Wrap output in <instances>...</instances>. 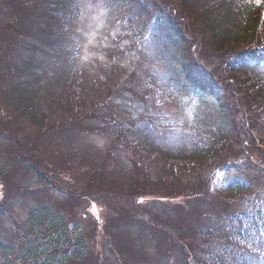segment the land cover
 I'll return each mask as SVG.
<instances>
[{
  "label": "trees",
  "instance_id": "16d2710c",
  "mask_svg": "<svg viewBox=\"0 0 264 264\" xmlns=\"http://www.w3.org/2000/svg\"><path fill=\"white\" fill-rule=\"evenodd\" d=\"M16 4L21 6L18 11ZM10 5L12 22L3 32H13V41L0 40V71L6 74L8 70V83L13 84L14 97L8 92L4 96L11 100H7V113L15 119L25 115L39 131L44 129L45 134H40L52 140L49 148L62 143L66 160L64 166L45 164V174L30 166L45 184V203L33 202L22 224L14 221L13 229L8 225V231L19 232V240L30 234L32 242H25L28 235L20 240L22 245L6 243V237L0 236V264L16 263L14 255L25 262L29 259L27 264H110L109 251L117 254L121 264H264V197L260 193L264 190V71L260 68L264 65V0H110L104 6L110 29L120 30L121 36L130 32L129 39L137 42L136 80L129 83V67L121 74L108 66V74L76 61L73 40L79 35L74 31L86 29L80 22L92 20L98 0H12ZM202 41L224 55L219 59H223L222 69L230 72L225 83L228 92L210 76L198 74L202 72L196 63ZM158 58L169 67V75L157 77L155 65L148 61L155 63ZM0 78L4 80L2 74ZM126 86L129 91L122 93ZM119 93L128 96L129 103L123 104L118 116L110 112L114 117L108 121L101 112L111 100L124 101ZM84 94L97 102L92 117L82 116ZM190 96L195 99L194 108L188 105ZM165 102L167 107L162 106ZM37 107L45 112L42 121ZM91 119H99L111 136L110 171L102 164L81 165V150L74 147L76 141H85L94 133L87 129ZM10 136L15 156L23 140L20 134ZM30 158L43 164L37 154ZM210 164L218 165L203 189H207L206 202L217 203L220 209L204 215L209 222L200 232L204 238L177 236L188 227L178 217L176 203L141 208L147 218L153 216L152 211L162 213L163 223L155 219L152 225L129 216L126 207L117 214L110 207L113 218L102 236L98 221H89L90 211L100 203H136L141 197L160 195L152 191L176 186L187 175L194 177L196 190ZM13 169L0 173L4 198L0 211L11 219L13 203L21 206L30 192L38 196L44 189H27L19 177L26 180L25 173L31 171ZM153 170L157 174L149 175ZM217 172H225L222 179ZM60 179H69L67 188ZM132 179L138 184H130ZM142 180L148 187L139 184ZM216 181L229 195L256 192V197L253 202L251 197L238 199L249 207L234 211L228 199L211 196L219 193ZM174 193L160 196L180 197ZM133 220L136 223L131 225ZM147 234L158 237L148 240ZM142 240L161 250L154 256L142 251L138 247Z\"/></svg>",
  "mask_w": 264,
  "mask_h": 264
},
{
  "label": "rangeland",
  "instance_id": "374dc122",
  "mask_svg": "<svg viewBox=\"0 0 264 264\" xmlns=\"http://www.w3.org/2000/svg\"><path fill=\"white\" fill-rule=\"evenodd\" d=\"M23 1V0H19ZM94 3L97 2V0H92ZM110 0H98V4L100 5L103 3L104 6H106V3L109 2ZM161 1V0H158ZM0 40L5 39L7 42L11 43L13 32L5 31L3 32L8 24L12 22V16L10 11L13 10L12 0H0ZM10 3V4H9ZM19 4H16L14 6V10H20ZM177 10H182L180 8H176ZM19 13V12H18ZM106 12L104 11V7L96 6L92 10V20L89 22H80V25L86 29H81V31H78L77 33L74 31V34H77L79 36H76L75 39L73 40V44H77V49H76V61L80 66H86L89 69H93L94 71L98 72L99 70L106 71L108 74H110V71L108 69V66H112L113 70L117 73H121L127 69L128 77L126 79L127 83H129L131 80H136V74L134 72L133 66H135V60H137V51L135 50L134 46L137 45V42L130 40V36L132 33L129 32L125 33L124 35H120L119 32L120 30H115V29H110V25L107 23V16L105 15ZM105 16V17H104ZM194 23V20L191 21V24ZM122 30V26L120 27ZM124 30V29H123ZM128 30V29H126ZM77 31V30H76ZM136 31V29H135ZM134 31V32H135ZM133 32V33H134ZM192 34V33H191ZM81 35V36H80ZM134 42V43H133ZM207 42L205 43L202 41V47L200 48V51L198 53V59L196 61L198 65V69L202 70V72H198L200 76L202 75H207L210 80H213L215 82V85L219 87L221 90L228 92V89L225 87V83L228 77V74L230 73L228 69L223 68L221 66L222 58L219 59L220 57H223V54H219L216 52L215 47L211 46H206ZM0 46V50H1ZM149 47V44L145 45V49ZM6 50V49H5ZM144 53V51H143ZM75 56V50L73 52ZM145 54V53H144ZM134 62V63H133ZM149 63L152 62L155 65L156 69V74L158 76H165L169 75V67L166 65L165 62H163L160 58H158L155 63L153 59H149ZM2 63V62H1ZM0 63V65H1ZM83 69V68H82ZM133 73V74H131ZM4 76V80L0 78V124L4 126V128L8 131H4V128H0V173L4 172L7 170L9 167L13 166L14 169H21L22 172H30V174L25 173V178L26 180H23V178L19 177L22 180L23 185H27V189L32 188V190H36L39 188H44L41 193H35L30 192V195L28 197V200L26 202H23L19 205H15L13 203L12 207V214H13V220L9 217H7L4 213L3 210L0 211L2 212V218L0 219V236L1 237H6L5 241L6 243L8 241L13 242H18L20 245L23 244V241H20L22 238L26 237L25 235L21 236V239L19 240V232L17 231V234H15L14 231H8V225H11L14 223V221H17L19 224H22L23 218H27L29 216L28 211L31 206H33V202H44L45 203V184H41L38 179L37 175L35 172L32 173L33 168H37V172L45 174V164H60L59 166H64V160H66L65 155L63 154V150L60 149V145L62 143H57L54 146L49 148V145L51 144L52 140H45L43 136L40 134H45V130L41 129L40 131L38 130V127L33 126V124H29L27 119H25V115L23 116H18L16 119L13 118L12 113H7L10 111L9 109H6V106H8V102L5 96V93L8 92V96L13 98V94L11 92L12 90V83H8V70L7 73L4 74V71H0V75ZM91 75L94 76L93 72H90ZM150 75H153V72H150ZM43 76V74H42ZM127 77V76H126ZM70 87L66 88L69 89ZM129 86H126V89H122L123 92L125 93L129 91ZM10 93V94H9ZM36 94L34 95V97ZM119 98H122L124 101L119 102L118 100H111L110 104L107 106V108H104L103 111L101 112V116H106L108 117V121L113 119L114 116H110V112L113 115L118 116L121 113V109L124 108L125 106L123 104L129 103L128 102V96H124L123 94L119 93ZM38 98V96H37ZM42 98V97H40ZM229 98V96H228ZM10 100V99H9ZM11 101V100H10ZM38 103V100L35 101ZM82 105L81 108H83L82 116L83 117H92L93 116V110L95 109V105L97 102H95L92 99H88L86 95L84 94V98H82ZM87 103V104H86ZM7 104V105H6ZM17 104V103H16ZM135 104V103H134ZM132 104V107L134 109L135 105ZM195 104V99H192L190 96V102H188V105L190 107H193ZM136 105V107H138ZM142 105V104H141ZM43 106V104H42ZM130 106V105H129ZM163 107H167L168 103L165 102V104L162 105ZM178 108V106H177ZM194 108V107H193ZM39 120H43L45 118V112L40 111L41 107H37ZM198 109V108H195ZM17 112V111H13ZM97 115V114H96ZM156 119V117H155ZM175 119L178 120V117H175ZM182 127V126H181ZM94 129V133L91 135L87 136V139L85 141H80L74 144L78 146L76 149L81 150V155L83 157V161L81 165H88V166H98L102 164V167H106L108 171L111 170L112 168V159L109 158V150L112 149V141H111V136H108V134L104 131L105 125L99 122V119H91L90 123H88L87 129ZM11 134H14L16 136L17 134H20V140H23V147L22 149L19 148V150L16 151L15 156L14 152L12 149V138ZM9 137V138H8ZM17 140V138L15 137ZM18 141V140H17ZM48 141V142H45ZM79 141V140H78ZM179 141V139H178ZM28 146L26 149L25 147ZM37 154L38 159L41 161L42 165H39L40 162L37 160L34 161V159H31V155ZM42 155V156H41ZM45 157H47V162L45 163ZM72 158L74 157V154L72 155ZM125 159H127V156H125ZM26 160V161H25ZM220 164V163H219ZM211 165V164H210ZM218 165V164H217ZM212 164L211 166H208L200 176L198 180V189H194V183H193V176H185L182 178L181 182L177 184L176 186L172 185H166V186H159L155 192L154 190L152 191L153 193L160 192V195H165L164 197H169L168 195H171L174 193V196H180L175 198L174 200L171 199H165L164 197L156 194L154 196H144L141 197L139 200H137L136 203L131 202V201H120L122 205H105L100 203L96 209L90 211L89 213V221L92 220L93 218L96 219L98 223V233L102 236L104 231L108 229V226L111 224L109 221H112L113 216L111 215L110 212V207H113L114 209V214H117L120 209L126 207L125 209L128 210L129 216L136 217L135 219H140L138 222H145L146 224L153 222L155 219H158L160 223H163V215L162 213L156 211H152L150 218H147L144 213H142V209L146 208V206L152 204V205H159L161 203H176L179 205L177 209V215L180 219H185L184 224L185 226L188 227V229H183L182 232H178L177 236L181 237H190V238H204L200 234L202 230H205L209 222L206 223L205 216L206 214H209L211 212H217L220 208L217 203H207L208 199L206 198L207 195V189H203L206 185H209V178L212 176L214 173L216 166ZM32 166V169L31 167ZM77 168L79 165L76 166ZM244 167V166H243ZM131 169V168H130ZM12 171V169H11ZM157 174L154 170L152 172H149V175L154 176ZM77 177V174H76ZM49 181L51 182V178H48ZM34 180V185H32V182ZM208 180V182H207ZM62 182V187L67 188L69 184V179L61 180ZM123 182V181H122ZM144 181H140L139 184L142 187H148L145 186ZM203 182H205L203 184ZM52 184H55V180L51 182ZM130 184H138L135 179H132L129 181ZM202 183V186L200 184ZM215 183V186L217 187L219 193L216 195L211 194V196L214 198V200L217 199H228L231 204L229 207L232 208V210L235 211V208L240 211H245L249 206H245L243 202L237 201L238 199L240 200L241 198L247 199L251 197V201L256 197V192L251 195H239L238 197L229 195V192H227L225 189H221L220 184L216 181L213 182ZM1 176H0V185H1ZM76 186V185H75ZM150 188V187H149ZM263 189V188H262ZM260 188L259 192L262 190ZM146 190V188H144ZM147 191V190H146ZM149 193V192H147ZM261 195L264 197V190H262ZM2 194V195H1ZM3 193H2V188L0 186V204L2 205L1 201L2 199L4 200ZM36 198V199H34ZM40 198V199H38ZM212 198V199H213ZM236 198V199H235ZM116 200V199H115ZM111 203L113 202V198L111 199ZM134 205V206H133ZM142 208V209H141ZM1 210V209H0ZM91 210V209H90ZM163 210V209H162ZM221 211V210H220ZM231 211V210H230ZM86 212V211H85ZM84 212V213H85ZM242 218L244 219H249L248 215H243ZM133 223H136L135 220L130 222L131 225ZM85 226V225H84ZM179 228V225H178ZM11 229H13V224L11 226ZM43 232L45 229H42ZM88 231V229H87ZM190 231V232H188ZM2 232H6L2 234ZM45 232L43 233V235ZM30 235V234H29ZM29 235L26 237L28 238L25 242L28 241V243L32 242L31 237ZM32 235H36L35 232L32 233ZM145 237L148 240H153L154 238H157L158 236H149L147 234ZM19 240V241H18ZM137 239L135 238V241ZM134 241V242H135ZM138 247L142 251H149L151 252L152 256L156 255L161 248L157 246L156 244L154 245H149L147 244L148 242L145 240H142ZM169 245H171L169 243ZM210 249V248H209ZM19 251L18 248L15 250V254ZM109 256V263L110 264H121L120 261H117L116 258L119 259V257H116L117 254H112L110 251L108 252ZM14 260H16V263L14 264H27L29 262H25V259L23 258L22 260L19 259L20 256L14 255ZM34 264H38L37 262Z\"/></svg>",
  "mask_w": 264,
  "mask_h": 264
},
{
  "label": "snow or ice",
  "instance_id": "6c2138e0",
  "mask_svg": "<svg viewBox=\"0 0 264 264\" xmlns=\"http://www.w3.org/2000/svg\"><path fill=\"white\" fill-rule=\"evenodd\" d=\"M100 7H104L103 3H101L100 5H98ZM89 8L93 7V5L89 4L88 5ZM261 70L264 71V65L260 66ZM159 135H163V133H158ZM249 247H251V244L249 245ZM261 255L264 256V252H261Z\"/></svg>",
  "mask_w": 264,
  "mask_h": 264
},
{
  "label": "bare ground",
  "instance_id": "6f19581e",
  "mask_svg": "<svg viewBox=\"0 0 264 264\" xmlns=\"http://www.w3.org/2000/svg\"><path fill=\"white\" fill-rule=\"evenodd\" d=\"M27 121H28V120H27ZM28 123L31 124L30 121H28Z\"/></svg>",
  "mask_w": 264,
  "mask_h": 264
}]
</instances>
